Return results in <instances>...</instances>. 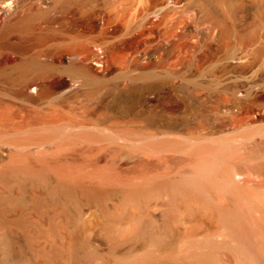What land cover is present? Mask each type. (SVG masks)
<instances>
[{"label": "rangeland", "instance_id": "rangeland-1", "mask_svg": "<svg viewBox=\"0 0 264 264\" xmlns=\"http://www.w3.org/2000/svg\"><path fill=\"white\" fill-rule=\"evenodd\" d=\"M31 57L44 66L17 79ZM0 70V171L29 157L0 177V264H121L147 252L159 254L150 264H185V235L225 238L171 189L135 201L120 182L68 194L41 152L86 171L180 179L190 171L180 145L223 139L243 157L233 181L264 190V0H0ZM45 127L58 133L15 137ZM82 132L95 137L65 139ZM216 264L239 261L223 251Z\"/></svg>", "mask_w": 264, "mask_h": 264}, {"label": "bare ground", "instance_id": "bare-ground-1", "mask_svg": "<svg viewBox=\"0 0 264 264\" xmlns=\"http://www.w3.org/2000/svg\"><path fill=\"white\" fill-rule=\"evenodd\" d=\"M21 30H31V17L19 24ZM44 66L37 58L31 57L18 67L17 79H21L27 70ZM86 69L94 71L90 64ZM3 71L0 70V74ZM58 133L54 127L31 130L25 135H17L16 139H42ZM91 138L95 134L82 132L65 137ZM168 141H154L147 145L161 148L170 144ZM179 146V143H174ZM189 150L190 171L180 179H172L158 173L144 174L140 177H119L106 169L86 171L80 167L49 161V154L41 152L37 158L42 167H52L60 174L59 187L72 194L76 185H81L90 195H102L103 183L120 182L123 184L125 200L142 199L160 189H171L173 198L181 199L191 206L199 207L225 232L221 241L212 239L194 240L190 235L184 236L187 252L181 255L185 264H216L223 251H228L239 261V264H264V190L259 187L239 185L233 181V172L239 169L243 157L237 149L223 139L201 140L192 145H180ZM28 154L13 155L5 172H14L29 168ZM38 170V169H37ZM157 170V169H156ZM42 172V171H41ZM96 179L97 185L85 184L86 178ZM172 251L167 256H174ZM89 257V256H88ZM159 257L155 252H147L128 257L121 264H150ZM119 263V262H118Z\"/></svg>", "mask_w": 264, "mask_h": 264}]
</instances>
